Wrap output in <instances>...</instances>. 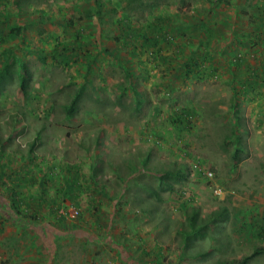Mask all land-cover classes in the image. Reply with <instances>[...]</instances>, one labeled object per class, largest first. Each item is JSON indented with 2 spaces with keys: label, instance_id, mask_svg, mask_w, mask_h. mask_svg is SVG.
Instances as JSON below:
<instances>
[{
  "label": "rangeland",
  "instance_id": "rangeland-1",
  "mask_svg": "<svg viewBox=\"0 0 264 264\" xmlns=\"http://www.w3.org/2000/svg\"><path fill=\"white\" fill-rule=\"evenodd\" d=\"M0 196V264H264V0H0Z\"/></svg>",
  "mask_w": 264,
  "mask_h": 264
},
{
  "label": "crops",
  "instance_id": "crops-1",
  "mask_svg": "<svg viewBox=\"0 0 264 264\" xmlns=\"http://www.w3.org/2000/svg\"><path fill=\"white\" fill-rule=\"evenodd\" d=\"M3 197L10 204L11 195L10 196L8 195V197L4 195ZM0 199H2V198H0ZM40 212L41 213H38V214L42 215L43 212L42 211H40ZM8 213H9V215H11L12 211H10ZM4 219H5L4 216L0 213V221H2V220L4 221ZM36 220H37V218H36ZM12 221H15V220H12ZM31 227H35L36 230L43 231L44 225L38 223L37 225L31 226ZM47 227L49 228V230H52L51 232H52L53 236H54L56 231L58 232L60 230L59 227H56L55 225H52V224H49ZM77 228H78V230L73 232V236H75V235H85L87 233V235H89L91 237V235L89 234L90 233L89 230L85 229L86 228L85 226L80 225ZM20 230H22V229H20ZM25 230L28 231L27 229H25ZM0 232H3V236H7V234H10L11 232H18V229L16 228V226L12 225V222H8V220L7 221L5 220L4 222L0 223ZM73 236H71V237H73ZM31 237L32 236H30L29 239ZM74 240L75 241H80V242H82L84 244V246L81 247L82 248L81 249V254H82L81 257H78L77 259H75V261L74 260H71V261L68 260L67 262H64V261H62V259L60 257L55 256L56 254H51V256L49 257V264H52V263L53 264H93L94 253H93V251L90 248V243L91 242H89V243H87L85 245L84 242L87 240V238H83V239L76 238ZM25 242H26V239H25ZM31 244L32 243H29V246H31ZM71 246L72 247H76V244L75 243L71 244ZM25 247H27V246H25ZM85 247H87V249H85ZM38 250H39V247H36L35 251H34V258L32 260H30L29 264H46L47 263V261L45 260V258H46L45 256L46 255H44V253L38 254V252H37ZM20 252H22V251H20ZM71 252H72V250L69 251L68 253H71ZM20 257H21V255L19 254V258ZM13 258H16V257H13ZM20 262H22V261H20Z\"/></svg>",
  "mask_w": 264,
  "mask_h": 264
},
{
  "label": "trees",
  "instance_id": "trees-1",
  "mask_svg": "<svg viewBox=\"0 0 264 264\" xmlns=\"http://www.w3.org/2000/svg\"><path fill=\"white\" fill-rule=\"evenodd\" d=\"M128 22V20L126 18H123L122 21H121V24H126ZM122 29L124 30L125 28L122 27ZM127 29V28H126ZM133 37V31H131L130 29L126 32V35H125V38L129 39V38H132ZM16 200V197H15V194L11 195V201L10 203L12 204L13 206V212H14V215L15 216H18L19 218L21 219H24L26 216L25 212L21 209L19 203H16L15 202ZM10 204V205H11ZM258 250H261V248H254V250L249 253V254H246L244 255L243 257H241L240 259H238L236 261V264H245L247 262V259L249 257H251L255 252H257Z\"/></svg>",
  "mask_w": 264,
  "mask_h": 264
}]
</instances>
